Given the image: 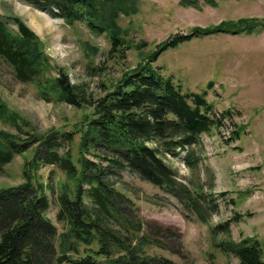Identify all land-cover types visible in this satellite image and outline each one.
I'll return each mask as SVG.
<instances>
[{"label": "trees", "instance_id": "trees-1", "mask_svg": "<svg viewBox=\"0 0 264 264\" xmlns=\"http://www.w3.org/2000/svg\"><path fill=\"white\" fill-rule=\"evenodd\" d=\"M23 1L48 9L68 25L79 21L94 33H104L109 56L120 58L132 46L118 20L121 15L135 14L133 0ZM202 1L210 4L212 0ZM179 2L190 7L199 1ZM13 21L17 32L0 19V58L14 78L32 83L42 98L81 109L82 115L69 130L38 133L0 96V121L16 129L0 128V171L16 155L22 157L21 181L0 185V264H175L152 253L153 247L171 248L153 233L156 227L145 229L137 205L110 176L114 170H125L198 214L206 204L217 206L212 192L195 188L191 179L187 185L180 181L165 157H175L183 149V163L196 172L201 162L197 150L201 134L220 130L232 111L224 108L217 112L207 99L213 81H208L202 92L183 91L153 62L165 50L193 36L258 33L264 30V21L255 17L222 19L206 27L193 26L186 34H172L141 56L136 66L103 85L101 95H94L84 83L71 82L60 67L53 74L54 66L39 37L20 18L13 17ZM143 44L134 47L140 50ZM81 47L86 53L98 52L87 40H81ZM230 124L229 140L237 139L244 125L231 120ZM46 166L51 169L44 180L40 170ZM57 170L63 177L54 184L51 175L58 174ZM51 200L57 205L59 232L46 214ZM241 215L237 213L210 231L228 235L229 224ZM220 246L241 264H264L262 246L254 237L238 242L223 238Z\"/></svg>", "mask_w": 264, "mask_h": 264}, {"label": "rangeland", "instance_id": "rangeland-1", "mask_svg": "<svg viewBox=\"0 0 264 264\" xmlns=\"http://www.w3.org/2000/svg\"><path fill=\"white\" fill-rule=\"evenodd\" d=\"M198 1L197 6L184 7L179 0H133L135 14L121 15L118 20L132 45L120 58L109 56V41L104 33H94L79 21L68 25L48 9L23 0H0V19L17 32L13 17L20 18L42 41L45 55L54 66L53 74L60 67L71 82L84 83L94 95H101L103 85L136 66L141 56L172 34H186L193 26L206 27L222 19L255 17L264 21V0H212L210 4ZM81 40L89 41L98 52L86 53ZM136 43L144 46L139 50L134 47ZM153 65L171 75L183 91L202 92L206 83L213 81L212 88L207 89V99L217 112L230 107V120L244 125V129L237 139L229 140L233 126L226 120L221 130L202 133L201 146L197 148L200 168L194 173L182 161L185 150L175 157H165L185 185L191 179L195 188L215 195L217 206L206 204L199 214L145 180L125 170L113 171L110 177L133 199L145 229L156 227L153 233L171 248L153 247L152 253L166 256L175 264H241L237 256L221 249L220 241L227 238L238 242L249 236L259 240L264 255V30L193 36L162 52ZM0 96L38 133L69 130L82 115L81 109L40 97L32 83L14 78L1 58ZM0 128L16 132L14 126H5L1 121ZM21 163L22 157L16 155L0 171V185L21 181ZM50 169L46 166L40 170L44 180ZM57 173L51 175L54 184L62 176L58 170ZM56 210L51 200L46 214L59 232ZM237 213L242 215L229 224L228 235L210 231V227Z\"/></svg>", "mask_w": 264, "mask_h": 264}]
</instances>
